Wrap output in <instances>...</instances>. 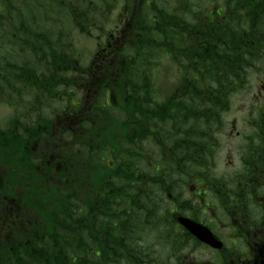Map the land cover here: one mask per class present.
<instances>
[{
	"label": "flooded vegetation",
	"instance_id": "1",
	"mask_svg": "<svg viewBox=\"0 0 264 264\" xmlns=\"http://www.w3.org/2000/svg\"><path fill=\"white\" fill-rule=\"evenodd\" d=\"M224 6L219 0L211 6L217 13L212 15L232 16L234 11L220 14ZM256 13L234 14L259 18L260 27H244L255 38L251 42L245 36L240 76L227 97V108L210 123L168 121L140 128L132 120L140 109L116 105L117 98L129 101L131 94L111 88L116 81L109 72L115 60L93 57L111 46L105 45L107 36L92 58H78L74 68L64 71L65 100L55 95L59 88L52 61L43 66V59H38L34 73L24 65L18 94L6 95L0 89V101L11 110L0 126V241L8 239L11 229L21 227L28 233L31 225L40 226V212L35 213L37 202L31 195L33 190L41 194V173L64 162L71 178L89 177L96 171L107 189L102 196L113 197L105 204L97 198L96 211L104 205L112 211H97L99 235L95 239L87 229L84 251L71 254L73 264L79 261L77 255L82 264H264V13ZM125 30L120 19L109 37L113 44L121 45ZM159 70L162 86L156 98L188 95L184 85L176 86L184 79L183 68L167 57ZM65 112L69 115L61 122L58 115ZM48 115L51 124L43 126L41 119ZM59 129L66 131L65 138L58 136ZM5 130L12 131L13 137L7 138ZM130 137L134 148L128 151L137 153L148 169L141 182L146 192L138 193L145 192V198H140L146 204L141 221L134 206L130 211L135 218L120 219L118 210L128 202L120 197V190L112 196L109 186L122 165L118 161L122 149L120 145L114 149L111 140L120 144ZM89 159L96 165L91 166ZM89 200L87 188L84 204ZM107 223L123 233L122 240L106 232ZM106 242L123 251L124 257L111 259L103 249ZM92 243L100 244L103 251H92Z\"/></svg>",
	"mask_w": 264,
	"mask_h": 264
},
{
	"label": "trees",
	"instance_id": "2",
	"mask_svg": "<svg viewBox=\"0 0 264 264\" xmlns=\"http://www.w3.org/2000/svg\"><path fill=\"white\" fill-rule=\"evenodd\" d=\"M221 1L225 6L220 14L230 11L242 14L243 10L264 13V0ZM217 3L219 0H175L172 4L168 0H0V89L3 87L1 91L5 90L6 95H12L13 91L18 94L24 65L28 72L34 73L39 67L35 61L43 59V66L52 61V76L59 88L55 95L67 99V92L61 88L67 80L63 74L66 68L71 70L76 66L79 56L73 51L70 33L64 29L59 14H64V21L79 34L91 37L94 30L104 31L111 13L118 8L126 28L121 45L113 44L110 32L105 45L111 46H105L103 51L93 55L98 59L115 60L109 72L116 81L111 83V88L131 94L129 101L117 98L116 105L140 109L141 113L134 114L132 120L144 129L168 121H216L219 113L227 108V97L240 76L245 36L248 35L251 42L255 38L252 32L248 34L243 29L260 27L259 18L255 17L213 16L217 13L211 6ZM249 3L250 7L246 9ZM44 15H47V23L41 20ZM14 52L18 54L16 60L12 57ZM167 57L184 70V79L176 84L185 86L188 95L184 97L172 94L164 99L160 95L156 98L155 92L162 86L157 79L161 78L160 64ZM126 113L129 115V110ZM68 115L65 112L58 118L63 122ZM49 116L41 119L43 126L51 124ZM5 132L7 138L13 137L12 131ZM65 133L63 129L58 130L59 137L65 138ZM111 141L114 149L119 145L122 149L118 158L122 165L117 168L120 175L109 185L112 196L120 190V197L128 202L118 210L120 219L135 218L130 211L134 206L136 218L141 221L146 213L145 201L140 199L145 198L146 185L141 182L147 178L148 169L137 153L128 151L134 148L131 137L125 143ZM89 163L96 165L92 159ZM57 164L58 169L41 173V194L33 190L31 195L37 202L33 204L35 213L40 212V226L31 225L32 230L28 233L21 227L11 229L8 239L0 241V264H73L71 254L84 251L87 229L95 239L98 237L99 228L94 220L97 211L103 214L112 211L107 205L96 211L100 207L96 205L99 196L104 204L113 198L102 196L107 190L101 186L103 177L91 171L89 177L71 178L66 173V163ZM136 168L138 171L135 172ZM160 175L158 171L157 177ZM87 188L90 200L84 204ZM133 197L138 198L129 202ZM88 214L92 216L87 221ZM106 226L107 233L115 239H123V233L117 232L113 224ZM139 228L143 229L141 224ZM90 248L103 251L100 244L92 243ZM103 249L111 259L124 257V252L109 242ZM77 257L76 264H82L81 256Z\"/></svg>",
	"mask_w": 264,
	"mask_h": 264
},
{
	"label": "rangeland",
	"instance_id": "3",
	"mask_svg": "<svg viewBox=\"0 0 264 264\" xmlns=\"http://www.w3.org/2000/svg\"><path fill=\"white\" fill-rule=\"evenodd\" d=\"M168 1L170 4H172L175 0H168ZM115 11L116 10H114L111 13V16L109 17L110 20H109L108 26L106 27L107 30H114L117 28L118 19L116 17L117 12ZM46 17L47 15L42 16L41 20H45ZM59 17L61 18V20H63L64 29L70 33V37L74 44L73 51L82 59L89 58L93 54L95 49L97 48V43L99 42H97L95 38H89V37H85L79 34L76 30L73 29L72 25H70L67 21H64L65 20L64 14H59ZM43 23H47V21L45 20ZM93 33L98 34L100 32L98 30H94ZM102 41H103V38H101L100 42ZM0 53L2 52L0 51ZM12 57L14 58V60H16V58L18 57V54H16L15 52L12 53ZM10 114H11V110L6 105V103L0 101V126L5 116H8Z\"/></svg>",
	"mask_w": 264,
	"mask_h": 264
}]
</instances>
